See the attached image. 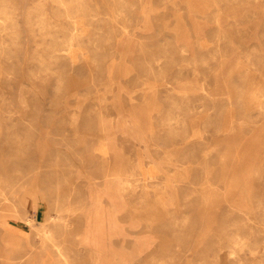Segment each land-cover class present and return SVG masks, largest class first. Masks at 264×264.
<instances>
[{
    "label": "rangeland",
    "instance_id": "374dc122",
    "mask_svg": "<svg viewBox=\"0 0 264 264\" xmlns=\"http://www.w3.org/2000/svg\"><path fill=\"white\" fill-rule=\"evenodd\" d=\"M0 17V264H264V0Z\"/></svg>",
    "mask_w": 264,
    "mask_h": 264
},
{
    "label": "bare ground",
    "instance_id": "6f19581e",
    "mask_svg": "<svg viewBox=\"0 0 264 264\" xmlns=\"http://www.w3.org/2000/svg\"><path fill=\"white\" fill-rule=\"evenodd\" d=\"M0 19H4L3 17L1 18L0 17ZM263 161V160H262ZM259 163V162H258ZM261 163V162H260ZM16 210V209H15ZM26 212V211H25ZM25 218H26V220L31 224L32 223V221L35 219V217H32V216H25ZM10 229V228H9ZM19 230V229H18ZM21 233V232H20Z\"/></svg>",
    "mask_w": 264,
    "mask_h": 264
},
{
    "label": "crops",
    "instance_id": "0c3cea01",
    "mask_svg": "<svg viewBox=\"0 0 264 264\" xmlns=\"http://www.w3.org/2000/svg\"><path fill=\"white\" fill-rule=\"evenodd\" d=\"M26 210H27V209H26ZM37 217H38V214L36 215V218H37ZM100 220H102V219L100 218ZM99 229H100V230H99V233H100L102 228H99ZM91 230H92V228H91ZM93 244L97 246L96 243H92V242L90 241L91 248H94V245H93ZM94 249H96V248H94ZM99 251H100L99 253L102 254L101 250H99Z\"/></svg>",
    "mask_w": 264,
    "mask_h": 264
}]
</instances>
